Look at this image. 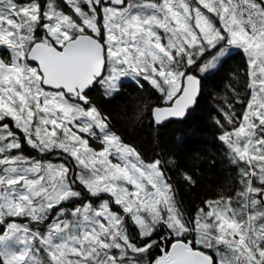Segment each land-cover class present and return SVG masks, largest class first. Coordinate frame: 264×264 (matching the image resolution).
I'll return each mask as SVG.
<instances>
[{
  "label": "snow or ice",
  "instance_id": "1",
  "mask_svg": "<svg viewBox=\"0 0 264 264\" xmlns=\"http://www.w3.org/2000/svg\"><path fill=\"white\" fill-rule=\"evenodd\" d=\"M0 46V264H264V0H0ZM232 46L247 61L243 91L232 86L240 111L227 104L223 121L212 119L238 187L190 216L164 169L175 160L145 161L87 90L98 83L108 99L122 77L146 81L165 104L138 97L128 119L150 110L160 124L196 102L188 69L203 61L205 72ZM22 139L76 168L25 156ZM78 185L120 211L85 202L36 227L79 197Z\"/></svg>",
  "mask_w": 264,
  "mask_h": 264
},
{
  "label": "trees",
  "instance_id": "2",
  "mask_svg": "<svg viewBox=\"0 0 264 264\" xmlns=\"http://www.w3.org/2000/svg\"><path fill=\"white\" fill-rule=\"evenodd\" d=\"M202 62L198 61L197 65L188 69L200 78L201 86L194 107L182 120H169L156 125L150 110L144 113L139 122L128 119L133 105L140 103L136 99L138 97H147L155 105L164 104L161 94L146 81H142L143 88L136 82L125 81L121 83L119 93L108 99L95 87L89 93L91 100L102 111L110 114L111 130L120 135L125 143L135 147L145 161L156 158L175 160L176 167L165 164L164 169L174 186L175 198L190 216L194 215L196 208L203 206L204 200L218 198L221 192L238 187V170L230 163L227 146L219 139L222 129L212 117L223 121V112L228 110L227 104H232L234 111H240V104L234 101L232 86L243 91L242 72L246 69V56L240 50L232 52L216 69L200 73L198 68ZM18 134L22 137V133ZM21 142L22 148L32 151L31 157H40L37 149L23 139ZM182 172H188L195 183L189 184L182 177ZM79 190L81 199L73 198L71 204L83 201L97 203L103 197L92 196L85 188L80 187ZM128 217L125 216V219ZM130 230L133 234L138 233L134 223L130 225ZM164 231L163 228L159 229L160 234ZM153 238L159 240V236L154 235Z\"/></svg>",
  "mask_w": 264,
  "mask_h": 264
},
{
  "label": "rangeland",
  "instance_id": "3",
  "mask_svg": "<svg viewBox=\"0 0 264 264\" xmlns=\"http://www.w3.org/2000/svg\"><path fill=\"white\" fill-rule=\"evenodd\" d=\"M133 1L134 0H126V6L130 2L131 3H139V4H143V3L149 2V0H138V1H134V2ZM134 12H135V9H134ZM161 33H162V30H161ZM238 50L242 51L243 54H245L243 49H241V48H239L237 46H232V47L228 48L226 54L223 57L219 58V60L215 63V65L213 67H210L208 70L216 69L220 65V63L226 58V56H228L230 53L236 52ZM245 56H246V54H245ZM0 57L8 58V52L3 46H0ZM202 73H204V72H202ZM125 81H133V82L135 81L136 82V80L134 78L129 77V76H125V77L121 78L120 84L125 82ZM141 83H142V81H141ZM95 87L98 88L102 92V89H101V87H100V85L98 83L96 84ZM162 99H163V97H162ZM162 102L165 104V100L164 99H163ZM228 127H231V126L228 125ZM89 139H90V144H92V146H94V147H100L101 146L99 144V142H98V139H93V138H89ZM22 147H23V143L21 142V150H22L23 154L25 156H30L31 157L32 153H30V152H32V151L30 149H28V148H22ZM38 152L40 154V157L37 158L38 160H47V161H51L53 163L64 162V163L68 164L70 167H72L73 169L76 168L75 162L70 157H67L66 154L60 152L59 150L48 151V152H45V153H41L38 150ZM80 187L84 188L82 185H78L77 186V190L80 192V196L76 197L78 199H81V191L79 190ZM100 195H103V197H101L98 200V202L96 201L97 203H92L93 206L98 205L101 200H105V199L109 200L110 205L112 206L111 198L108 196V194H100ZM104 195H106L107 197L105 198ZM70 201L63 202L62 205L57 206L54 211L49 212L47 219H45L43 222H40L37 226L36 225H33V226L39 227V229L41 231H46L47 230V225L52 222V220L55 218L56 212H59L61 207H63L64 209H71V208H74L77 204H81V203L71 204ZM85 202H89V201H83L82 203H85ZM112 207H113L114 210H116L118 212L120 211L118 206L113 205ZM64 215L67 216L68 213L65 212ZM21 222H23V218H21ZM132 223L133 222L131 221L130 217H128V219H125L126 228L130 232H132L130 230V225Z\"/></svg>",
  "mask_w": 264,
  "mask_h": 264
},
{
  "label": "water",
  "instance_id": "4",
  "mask_svg": "<svg viewBox=\"0 0 264 264\" xmlns=\"http://www.w3.org/2000/svg\"><path fill=\"white\" fill-rule=\"evenodd\" d=\"M198 78H199V77H198ZM199 80H200V78H199ZM200 86H201V80H200ZM199 94H200V91H199ZM198 96H199V95H198ZM198 96H197V98H198ZM197 98H196V100H197ZM195 103H196V102H195ZM195 103H194L193 105H191V106L186 110L185 114H184L182 117H175V116H173V117H169V118H167L166 120H164L163 122H161L160 124H156V125H161V124H163L164 122H167V121H169V120H182V119L186 116L187 112H188L189 110H191V109L194 107ZM160 106H163V105H160Z\"/></svg>",
  "mask_w": 264,
  "mask_h": 264
},
{
  "label": "flooded vegetation",
  "instance_id": "5",
  "mask_svg": "<svg viewBox=\"0 0 264 264\" xmlns=\"http://www.w3.org/2000/svg\"><path fill=\"white\" fill-rule=\"evenodd\" d=\"M96 86V85H95ZM95 86H93V87H91L89 90H87V92H88V95H89V93H90V90L92 89V88H94ZM96 88V87H95ZM96 89H98V88H96ZM99 90V89H98ZM78 102V101H77ZM34 151H36V150H34Z\"/></svg>",
  "mask_w": 264,
  "mask_h": 264
}]
</instances>
